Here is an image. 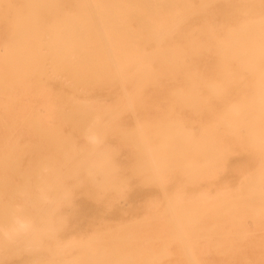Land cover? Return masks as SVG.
I'll return each instance as SVG.
<instances>
[{
    "label": "bare ground",
    "instance_id": "obj_1",
    "mask_svg": "<svg viewBox=\"0 0 264 264\" xmlns=\"http://www.w3.org/2000/svg\"><path fill=\"white\" fill-rule=\"evenodd\" d=\"M0 264H264V0H0Z\"/></svg>",
    "mask_w": 264,
    "mask_h": 264
}]
</instances>
